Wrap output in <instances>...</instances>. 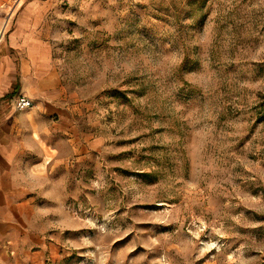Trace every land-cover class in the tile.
Instances as JSON below:
<instances>
[{
	"label": "rangeland",
	"instance_id": "1",
	"mask_svg": "<svg viewBox=\"0 0 264 264\" xmlns=\"http://www.w3.org/2000/svg\"><path fill=\"white\" fill-rule=\"evenodd\" d=\"M0 35L58 95L17 264H264V0H0Z\"/></svg>",
	"mask_w": 264,
	"mask_h": 264
},
{
	"label": "crops",
	"instance_id": "2",
	"mask_svg": "<svg viewBox=\"0 0 264 264\" xmlns=\"http://www.w3.org/2000/svg\"><path fill=\"white\" fill-rule=\"evenodd\" d=\"M0 63L6 70L7 81L0 89V99L15 81L22 90L27 80L31 84L27 96L33 102L30 108L16 111L12 105L7 108L0 102V264H17V224L19 219L24 223L33 222L28 219L29 215L22 217L19 214L27 203V194L33 191V177L44 176L43 172L35 174L34 167L45 160L47 113L58 111V107L53 104L58 95L51 91L45 92V74L51 68L37 76L28 57L27 63L21 62L18 80L17 68L8 56L0 57ZM34 154L40 155L37 161ZM26 238L31 239V236Z\"/></svg>",
	"mask_w": 264,
	"mask_h": 264
},
{
	"label": "built area",
	"instance_id": "3",
	"mask_svg": "<svg viewBox=\"0 0 264 264\" xmlns=\"http://www.w3.org/2000/svg\"><path fill=\"white\" fill-rule=\"evenodd\" d=\"M32 105H33V102L28 96L26 95L19 96L18 101H17L18 109H21V110L27 109V108H30Z\"/></svg>",
	"mask_w": 264,
	"mask_h": 264
},
{
	"label": "bare ground",
	"instance_id": "4",
	"mask_svg": "<svg viewBox=\"0 0 264 264\" xmlns=\"http://www.w3.org/2000/svg\"><path fill=\"white\" fill-rule=\"evenodd\" d=\"M1 36V35H0ZM15 106V105H14Z\"/></svg>",
	"mask_w": 264,
	"mask_h": 264
}]
</instances>
